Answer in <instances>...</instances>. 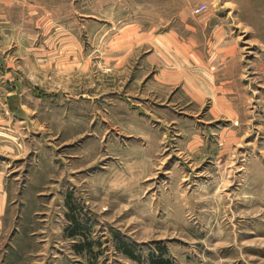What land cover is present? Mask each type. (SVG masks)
<instances>
[{
  "label": "rangeland",
  "instance_id": "obj_1",
  "mask_svg": "<svg viewBox=\"0 0 264 264\" xmlns=\"http://www.w3.org/2000/svg\"><path fill=\"white\" fill-rule=\"evenodd\" d=\"M237 5L0 0V264H264V9Z\"/></svg>",
  "mask_w": 264,
  "mask_h": 264
},
{
  "label": "crops",
  "instance_id": "obj_2",
  "mask_svg": "<svg viewBox=\"0 0 264 264\" xmlns=\"http://www.w3.org/2000/svg\"><path fill=\"white\" fill-rule=\"evenodd\" d=\"M239 3H240V5H237V6L240 9H248V10H259V9L262 10V9H264V0H239ZM234 6H236V5H234ZM238 26L244 27L243 31L245 32V31H250L252 26H257V24L253 23L252 20H247L246 23H241V24L237 25V27ZM258 31L262 32L261 28H258Z\"/></svg>",
  "mask_w": 264,
  "mask_h": 264
},
{
  "label": "trees",
  "instance_id": "obj_3",
  "mask_svg": "<svg viewBox=\"0 0 264 264\" xmlns=\"http://www.w3.org/2000/svg\"><path fill=\"white\" fill-rule=\"evenodd\" d=\"M152 264H168V261L163 258L153 259Z\"/></svg>",
  "mask_w": 264,
  "mask_h": 264
},
{
  "label": "built area",
  "instance_id": "obj_4",
  "mask_svg": "<svg viewBox=\"0 0 264 264\" xmlns=\"http://www.w3.org/2000/svg\"><path fill=\"white\" fill-rule=\"evenodd\" d=\"M205 7L203 6L202 9H204Z\"/></svg>",
  "mask_w": 264,
  "mask_h": 264
}]
</instances>
